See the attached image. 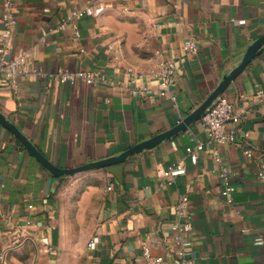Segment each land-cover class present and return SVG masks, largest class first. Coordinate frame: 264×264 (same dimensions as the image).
<instances>
[{
	"label": "crops",
	"instance_id": "0c3cea01",
	"mask_svg": "<svg viewBox=\"0 0 264 264\" xmlns=\"http://www.w3.org/2000/svg\"><path fill=\"white\" fill-rule=\"evenodd\" d=\"M12 2L11 55L25 51L28 62L17 90L0 78V113L62 169L118 156L174 128L264 35V0ZM86 6L106 9L81 20L75 41L70 27H59ZM190 38L199 51L185 56ZM160 54L178 59L176 104L131 93L158 89L150 75ZM93 70L115 84L52 76ZM223 96L235 109L234 141L215 143L198 120L123 163L73 176L53 175L0 121V264H146L144 245L170 263L188 247L190 264H264V45ZM180 163L186 174L166 185L165 172ZM226 183L232 201L222 195Z\"/></svg>",
	"mask_w": 264,
	"mask_h": 264
},
{
	"label": "built area",
	"instance_id": "2783aa9c",
	"mask_svg": "<svg viewBox=\"0 0 264 264\" xmlns=\"http://www.w3.org/2000/svg\"><path fill=\"white\" fill-rule=\"evenodd\" d=\"M12 0H4L3 7V26L5 37L0 45V78H3L6 83L13 89H18V80L25 72V68L28 62L27 52L21 51L15 55H11V35L14 28L17 25V19L11 11ZM105 6H99L97 9L86 6L84 8L74 9L66 19L61 23L59 30L65 27H70L73 30V38L75 41H79L81 38V20L86 16H99L105 11ZM184 55L193 56L199 51L197 40L190 38L184 42L183 45ZM159 62L152 71L150 78L152 81L158 84L157 90H152L148 86H139L131 89V93L134 96L141 98L153 99L156 94L161 97H170L176 104L177 97L171 93L172 88L176 86L174 81L178 75V59L169 58L163 54L159 55ZM62 84H74L77 81H82L88 84L103 83L114 85L115 82L108 80L107 76L97 70L93 71H79V72H61L59 74H52ZM138 81V80H136ZM235 118V109L233 103L225 96H219L214 103L207 109L205 114L200 119L201 126L204 130L208 131L211 140L217 144H225L235 140L237 131L231 128V122ZM246 136V134L244 135ZM201 148V145L199 146ZM252 150H247L248 157L253 156ZM216 158L219 159L218 153ZM186 174V167L183 164H176L167 170L164 174L165 184L172 185L176 179ZM260 176L264 178V174ZM228 180L227 178H225ZM112 189V186H110ZM234 187L229 186L226 183V187L222 190V195L226 197L228 201H232ZM189 206V198L183 197L178 205L177 209L181 215L185 213ZM32 208V206H30ZM5 225L10 224V220L5 218ZM170 230L179 229V225L174 224L169 226ZM98 243L97 238H94L89 243V248L94 249ZM189 249L183 250L180 253V259L174 260L172 263L168 262L164 256H155L152 254L149 246H143V256L146 260V264H190L191 260H187L186 257L192 256V252L189 253Z\"/></svg>",
	"mask_w": 264,
	"mask_h": 264
},
{
	"label": "water",
	"instance_id": "95a60500",
	"mask_svg": "<svg viewBox=\"0 0 264 264\" xmlns=\"http://www.w3.org/2000/svg\"><path fill=\"white\" fill-rule=\"evenodd\" d=\"M264 45V35L261 36L246 52L242 62L234 68V70L227 75L221 84L216 88V90L204 101V103L192 112L188 117L183 121L177 124L174 128L163 132L153 138L136 144L123 152L118 156L111 158L90 162L79 167L71 169H62L55 166L50 162L37 148L27 139V137L11 122H9L1 113L0 121L11 131L14 135L24 144V146L42 163V165L50 171L53 175L62 177V176H73L80 173H84L91 170L102 169L119 163H123L128 158L142 153L145 150H150L158 146L163 141L172 138L173 136L178 135L179 133L188 129L193 123L200 120L205 114L207 109L214 103V101L221 95H223L231 83L244 72V70L249 66V64L258 56L262 47Z\"/></svg>",
	"mask_w": 264,
	"mask_h": 264
},
{
	"label": "rangeland",
	"instance_id": "374dc122",
	"mask_svg": "<svg viewBox=\"0 0 264 264\" xmlns=\"http://www.w3.org/2000/svg\"><path fill=\"white\" fill-rule=\"evenodd\" d=\"M32 243L33 245H34V243L37 245V241L36 242H33V240H29V243ZM39 242L40 243H42V244H44V247L46 248V249H48L49 250V243H48V238L47 237H42V238H40L39 239Z\"/></svg>",
	"mask_w": 264,
	"mask_h": 264
}]
</instances>
